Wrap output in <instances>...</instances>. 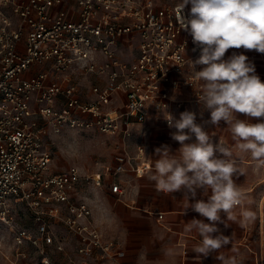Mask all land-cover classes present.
<instances>
[{
  "label": "built area",
  "instance_id": "obj_1",
  "mask_svg": "<svg viewBox=\"0 0 264 264\" xmlns=\"http://www.w3.org/2000/svg\"><path fill=\"white\" fill-rule=\"evenodd\" d=\"M178 3L0 0V219L14 218V198L25 202L35 229L17 227L14 237L40 248V264H52V246L65 248L55 220L78 236L84 258L125 254L93 223L81 192L108 176L111 190L121 192L118 174L151 168L147 144L135 138L139 126L152 116L168 125L167 113L194 112L189 104L198 102L201 82L188 60L200 49L177 24ZM84 76L101 80L87 89ZM189 88L191 98L179 95ZM66 128L114 137L112 161L88 172L76 164L53 169L51 138Z\"/></svg>",
  "mask_w": 264,
  "mask_h": 264
},
{
  "label": "clouds",
  "instance_id": "obj_2",
  "mask_svg": "<svg viewBox=\"0 0 264 264\" xmlns=\"http://www.w3.org/2000/svg\"><path fill=\"white\" fill-rule=\"evenodd\" d=\"M175 11L180 29L188 32L200 49L199 57L188 63L201 82V92L196 95L202 106L201 118L204 111L210 117L197 123V114L192 111L182 112L179 119L169 113L164 116L169 127L176 129L171 138L180 147L175 153L167 145L155 149L158 159L149 179L160 192H181L187 208L206 218L207 222L194 218L185 224L186 231L195 230L201 237L192 252L203 258L216 253L220 264H243L238 253L222 254L232 241L217 225L227 227L231 221L243 226L255 221L256 214L243 207L245 196L234 180L245 170L231 147L213 142L206 126L219 127L223 121L236 149L250 153L256 169H264V120L251 122V118L264 117V82L245 54L233 52L224 59L229 49L264 54V0H179ZM198 190L211 194L206 200L197 199ZM238 207L239 217L235 214ZM222 212L226 219L221 218ZM166 254L174 252L168 249Z\"/></svg>",
  "mask_w": 264,
  "mask_h": 264
},
{
  "label": "crops",
  "instance_id": "obj_3",
  "mask_svg": "<svg viewBox=\"0 0 264 264\" xmlns=\"http://www.w3.org/2000/svg\"><path fill=\"white\" fill-rule=\"evenodd\" d=\"M233 52L248 56L255 65L256 74L264 82V54L241 48L229 49L228 57ZM97 80L101 78L96 76L81 78L86 88H89L91 82ZM178 93L182 97L191 98L193 89L189 88ZM120 97L123 96L118 95V98ZM189 105L197 114V123H201L202 119H209L208 111H204L201 118L202 106L199 102H190ZM237 115L240 119H245L243 114ZM261 120H264V117L251 118L252 123ZM226 127L227 125L221 121L219 127L208 125L206 130L213 136L214 143L219 142L233 149L235 158L245 170L244 175L234 176V180L244 193L243 207L253 211L256 219L243 226L231 221H228L227 227L218 223L220 233L231 237L232 241L221 252L225 256L238 253V259L243 264H264V169H256L250 153H242L236 149ZM175 131V128L166 125L163 118L152 116L145 124L139 126L135 134L136 139H142L147 144L146 155L151 161V168L142 176H137L132 170L118 174L117 177L123 187L119 193L111 190L112 178L109 176L102 186L87 185L81 192L92 207L93 223L106 239L116 240L125 254L112 257H102L97 254L84 258L75 252L79 243L78 236L72 234L64 222L55 220L54 227L57 235L63 238L65 244L61 258L62 264H220V261L215 258L216 253L203 258L192 252L193 248L200 243L201 237L195 230L191 232L185 230V224L188 221L195 218L204 219L207 222L206 218L187 208L188 201L183 198L181 192L174 194L160 192L155 183L149 179L154 172L155 161L158 159L155 149L162 145L169 146L173 153L179 149L180 144L171 138V134ZM194 139L193 137V141ZM99 169L101 168L97 170ZM210 194V191L202 193L198 190L196 198L206 200ZM240 211L239 207L235 209L238 217ZM159 213H163V217H159ZM221 218L226 219L223 212ZM168 249H172L174 254L167 255ZM74 254H76L75 257H73Z\"/></svg>",
  "mask_w": 264,
  "mask_h": 264
},
{
  "label": "rangeland",
  "instance_id": "obj_4",
  "mask_svg": "<svg viewBox=\"0 0 264 264\" xmlns=\"http://www.w3.org/2000/svg\"><path fill=\"white\" fill-rule=\"evenodd\" d=\"M51 139L52 166L55 170L76 164L88 172L102 168L112 159L114 137L97 129L66 128L62 133L53 135ZM12 215L14 218L11 222L0 219V264H40L42 258L40 248L30 244H18L14 237L17 227L35 229L31 210L22 199L14 198ZM63 251L64 249L60 250L56 246L49 248L52 264H62ZM75 252L79 255L77 249Z\"/></svg>",
  "mask_w": 264,
  "mask_h": 264
}]
</instances>
